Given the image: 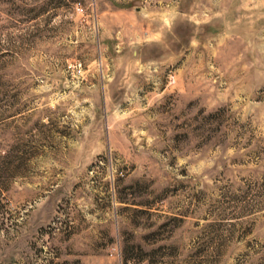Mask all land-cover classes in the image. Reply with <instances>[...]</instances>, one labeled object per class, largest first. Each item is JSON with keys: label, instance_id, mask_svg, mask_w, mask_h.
Segmentation results:
<instances>
[{"label": "rangeland", "instance_id": "374dc122", "mask_svg": "<svg viewBox=\"0 0 264 264\" xmlns=\"http://www.w3.org/2000/svg\"><path fill=\"white\" fill-rule=\"evenodd\" d=\"M0 264H264V0H0Z\"/></svg>", "mask_w": 264, "mask_h": 264}]
</instances>
